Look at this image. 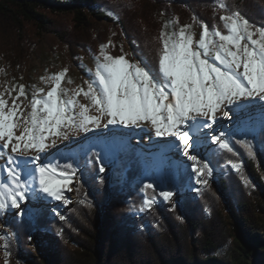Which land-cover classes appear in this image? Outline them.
<instances>
[{
	"label": "trees",
	"instance_id": "16d2710c",
	"mask_svg": "<svg viewBox=\"0 0 264 264\" xmlns=\"http://www.w3.org/2000/svg\"><path fill=\"white\" fill-rule=\"evenodd\" d=\"M219 1L137 0L105 5L100 0H0L3 48L27 57L33 49L32 35L49 30L69 44L74 37L83 38L77 33L86 34L99 20L113 21L110 11L128 35L139 38L150 64L156 65L159 40L151 38L152 30L140 33L137 22L151 23L169 9L181 19L195 17L210 24L219 18ZM226 4L228 11H239L250 23L264 25V0H226ZM60 15L73 17L75 34L69 33L68 39L65 30L53 26ZM238 140H231L237 156L218 148L210 154L218 171L213 184L198 196L180 194L174 209L160 204L142 218L134 212L140 195L131 185L144 175L146 165L135 149L120 156L122 167H129L122 186L98 175L94 152L79 153L78 159H59L61 165L77 160L84 166L78 199L64 219L46 209L21 226L12 223L21 245H27L34 231L43 249L41 257L18 251V259L27 258L30 264H264V258L256 259L264 254V124L245 140L253 146L254 155L249 156ZM230 160L242 162V174L222 167ZM188 175V170H179L180 188Z\"/></svg>",
	"mask_w": 264,
	"mask_h": 264
},
{
	"label": "snow or ice",
	"instance_id": "6c2138e0",
	"mask_svg": "<svg viewBox=\"0 0 264 264\" xmlns=\"http://www.w3.org/2000/svg\"><path fill=\"white\" fill-rule=\"evenodd\" d=\"M219 7L227 9L225 3ZM219 21L220 25L211 27L201 23L198 38L192 25L169 31L171 22H165L155 67L146 58L133 62L126 54L113 56L106 50L108 45H101L95 70H89L87 90L77 87L70 94L63 87L68 71L64 68L48 77L47 91L41 88L33 94L27 105L30 111H25L20 99L26 98L25 85L0 92V159L5 161L0 172L6 174L0 178V213L12 209L21 215V204L32 192L66 202L65 191H71L77 167L42 154L58 141L109 126L146 124L155 137L174 138V147L192 162L195 182L206 185L204 177L213 169L207 157L201 163L197 155L189 154L193 143L199 144L201 135H210L219 150L237 156L231 133L217 132L213 126L220 119L231 120L233 111L253 101L264 104V25H253L239 11H226ZM80 96L88 103H81ZM205 129L211 132L204 133ZM236 143L254 155L250 142ZM96 163L100 164L98 154ZM228 163L240 172L242 162ZM104 171L100 164L99 172ZM140 191L144 194L141 211L151 208L157 187L153 182L142 183ZM173 194L158 192L164 201ZM8 236L0 239L7 241ZM3 246L7 249L8 243Z\"/></svg>",
	"mask_w": 264,
	"mask_h": 264
},
{
	"label": "rangeland",
	"instance_id": "374dc122",
	"mask_svg": "<svg viewBox=\"0 0 264 264\" xmlns=\"http://www.w3.org/2000/svg\"><path fill=\"white\" fill-rule=\"evenodd\" d=\"M100 1L105 3V5H124V2L137 3V0ZM220 3L226 4V0H220L218 5ZM226 11L228 9L219 7V16L226 14ZM108 13L113 17V21L97 20L98 22L86 34L77 33L78 36H83V38L74 37L69 44L51 30L42 32L40 36L32 35V39H34L33 49L27 57L11 54L10 51L4 49L2 31L0 30V92H4L5 89H12L19 84L25 85L26 98L21 97L20 99L23 101L22 107H25V111H30L27 105H29L33 94L41 88L47 91L50 87L48 77L64 68H67L68 71L63 87L68 89L70 94L71 90L77 87H83L87 90L86 82L90 80L89 70L92 72L95 70V57L99 56L101 45H108L106 50L113 56L126 54V58L133 62L139 61L141 58H146L149 61L138 41L139 38L134 35H128L124 31L118 17L110 11ZM54 22L53 26L56 29L59 28L68 33L67 39L69 38V33L75 34L74 21L71 15H60L55 18ZM165 22H171L169 31L173 30V28L178 30L181 26L192 25V31L197 38L202 30L200 24L204 23L198 19L190 21L181 19L169 9L158 14L151 23H137L141 25L140 33L152 30L151 38L154 37V40H159V33ZM207 25L210 27L212 25H220L219 18L217 21ZM140 33L138 34L137 32L136 35L140 36ZM109 42L111 43L109 44ZM150 66L155 67L156 65L150 64ZM68 81H71V83ZM17 91L18 89L12 91V96H15ZM5 98H8L11 104V99L7 95ZM78 99L81 103H88L83 96L78 97ZM231 116H233L231 120H218L217 124L213 126L214 129L218 126L219 130L215 129L217 132L225 131L231 133L230 141L234 137L239 140L250 139L257 134L260 127L264 124V104L259 101H253L248 107L233 111ZM203 132L210 133L211 130L205 129ZM174 144V138L155 137L146 124L139 128L109 126L108 128L94 129L92 132L81 133L78 136H70L68 140L58 141L56 146L48 149L42 156L45 159H52L53 162H56L59 159H78L79 153L94 152L96 156L97 154L99 155L100 164L105 167V171L103 173L98 172V175L109 180L113 185H117L120 182L119 184L122 186L126 183L125 176L129 167H122L123 159L120 156H127L135 149L137 155L142 157L146 165L144 175L136 179L131 185L132 190L140 195V202L134 207V212L142 218L160 204L174 209L178 206V196L180 194L198 196L201 189L209 187L216 181L218 171L210 160V154L218 146L211 143L210 135H201L199 144L193 143V147L189 149V154L197 155L201 163L205 161L206 157L210 160V166L213 170L211 175L204 177L207 179L206 185L195 182L191 168L192 162L183 156L182 152L174 147ZM61 154H64V156H61ZM4 164L5 161L0 159V166ZM100 164L97 163L98 171ZM74 165L77 167V174L71 185V191H65L66 202L55 201L39 192H32L29 194L28 199L21 204V215H17V210L12 209L6 213H0V236L12 234L8 236L7 241L0 239V264H5L6 261L7 264H30L27 258H22L21 261L18 259L17 254L21 250L29 251L32 255L38 257L43 255L42 246L34 231L28 236L27 245H21L12 225L21 226L26 219H31L35 213L46 209L57 217H63L64 219L66 211L77 201V189L84 180V166L78 165L77 160L74 161ZM91 165L92 162L89 161L88 166ZM222 167H230V164H223ZM180 169L189 171L184 188H180L178 184ZM242 172L241 168L240 172L237 173L242 174ZM5 177L6 174L0 172V178ZM243 180L248 183L250 179L245 177ZM147 182H153L157 187L156 202L151 208L141 211L144 194L140 191V188L142 183ZM161 189L172 191L174 194L168 201H164L158 195ZM125 198L128 199L129 195L126 194ZM138 227L144 228L141 224H138ZM41 232L44 233L46 230L41 229ZM5 242L8 243L7 249L3 246ZM5 252L8 253L7 256ZM219 255H222V252H219ZM259 257L264 258V254L256 257V259ZM256 263L259 264L257 261Z\"/></svg>",
	"mask_w": 264,
	"mask_h": 264
},
{
	"label": "bare ground",
	"instance_id": "6f19581e",
	"mask_svg": "<svg viewBox=\"0 0 264 264\" xmlns=\"http://www.w3.org/2000/svg\"><path fill=\"white\" fill-rule=\"evenodd\" d=\"M232 117H233V116H232ZM215 129H216V130H219V127L217 126V127H215Z\"/></svg>",
	"mask_w": 264,
	"mask_h": 264
}]
</instances>
